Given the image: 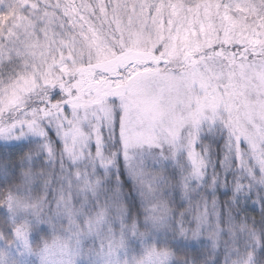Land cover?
I'll return each mask as SVG.
<instances>
[{
  "label": "snow or ice",
  "instance_id": "1",
  "mask_svg": "<svg viewBox=\"0 0 264 264\" xmlns=\"http://www.w3.org/2000/svg\"><path fill=\"white\" fill-rule=\"evenodd\" d=\"M258 173L264 0H0V264H252Z\"/></svg>",
  "mask_w": 264,
  "mask_h": 264
},
{
  "label": "clouds",
  "instance_id": "2",
  "mask_svg": "<svg viewBox=\"0 0 264 264\" xmlns=\"http://www.w3.org/2000/svg\"><path fill=\"white\" fill-rule=\"evenodd\" d=\"M162 168L163 172L157 169L155 175L167 176L170 165H162ZM262 177L264 173H258L255 179L249 178L242 181L245 187L239 193L238 202L232 205L233 231L239 240L240 247L246 248L247 253L251 254L252 264H264V240L261 239L264 237V179ZM180 203L179 197H174L171 193L164 198L169 217L181 210ZM252 209L255 211L253 212ZM188 242L189 247H194L201 254L197 264H216V261L211 259L213 256H218L219 264H224L225 243L228 242L231 247L228 233L217 231L213 224L202 227L195 238L190 232ZM184 256L182 251L175 254L178 262H182Z\"/></svg>",
  "mask_w": 264,
  "mask_h": 264
}]
</instances>
